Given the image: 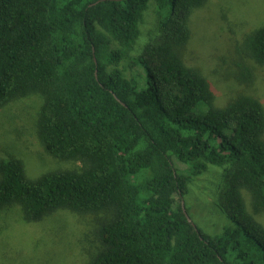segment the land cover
Returning <instances> with one entry per match:
<instances>
[{"label":"trees","instance_id":"obj_1","mask_svg":"<svg viewBox=\"0 0 264 264\" xmlns=\"http://www.w3.org/2000/svg\"><path fill=\"white\" fill-rule=\"evenodd\" d=\"M150 2L157 33L133 56ZM207 2L0 0V108L38 95L40 144L78 163L29 177L0 159V211L96 216L89 264H264V105L245 93L217 105L213 82L183 60ZM240 52L238 79L250 82L264 24ZM209 165H229L217 206L232 225L214 236L181 201Z\"/></svg>","mask_w":264,"mask_h":264},{"label":"rangeland","instance_id":"obj_2","mask_svg":"<svg viewBox=\"0 0 264 264\" xmlns=\"http://www.w3.org/2000/svg\"><path fill=\"white\" fill-rule=\"evenodd\" d=\"M156 21L155 4L150 2L131 55H139L154 38ZM261 24L264 0H208L192 15V36L183 60L213 82L217 105L241 93L259 98L264 105V66L249 62L253 67L250 82L238 79L237 66L243 61L240 46L245 36ZM40 104L41 98L31 95L0 108V159L21 160L29 177L78 165L54 158L40 144L35 126ZM228 168L229 165H209L193 177L188 193L181 199L192 222L211 236L232 225L217 206ZM257 218L264 225V214ZM98 225L96 216L78 215L66 209L29 221L20 206H10L0 211V264H89L100 245Z\"/></svg>","mask_w":264,"mask_h":264},{"label":"water","instance_id":"obj_3","mask_svg":"<svg viewBox=\"0 0 264 264\" xmlns=\"http://www.w3.org/2000/svg\"><path fill=\"white\" fill-rule=\"evenodd\" d=\"M112 1H120V0H112ZM95 3H97V2H95ZM183 211H184V213H185V215H186L188 221H190V222L194 225V227H195V224L192 222V220H191V218L189 217L188 213L185 211V207H183Z\"/></svg>","mask_w":264,"mask_h":264}]
</instances>
